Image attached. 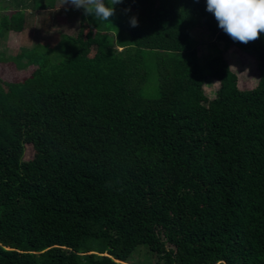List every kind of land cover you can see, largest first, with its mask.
Listing matches in <instances>:
<instances>
[{
  "label": "trees",
  "instance_id": "16d2710c",
  "mask_svg": "<svg viewBox=\"0 0 264 264\" xmlns=\"http://www.w3.org/2000/svg\"><path fill=\"white\" fill-rule=\"evenodd\" d=\"M56 2L17 0L0 38ZM198 27L223 43L205 65ZM233 46L256 60L250 88ZM14 59L27 75L0 76V264H128L141 244L156 264H264V33L233 41L206 0H123Z\"/></svg>",
  "mask_w": 264,
  "mask_h": 264
},
{
  "label": "rangeland",
  "instance_id": "374dc122",
  "mask_svg": "<svg viewBox=\"0 0 264 264\" xmlns=\"http://www.w3.org/2000/svg\"><path fill=\"white\" fill-rule=\"evenodd\" d=\"M5 4H8V9L16 6L15 0H7V2L0 0V16L4 14L1 8ZM62 5L63 0H57L55 9L42 11L38 19L29 22L28 30H30H26V34L11 31L0 38V76L2 78L8 81H16L27 75L24 74V71L17 69L14 59L16 51L20 48L32 47L36 44L56 46L63 35L78 34L82 9H76L71 4ZM32 23L35 27L31 25ZM27 33L29 34L27 35ZM193 36L198 48L200 62L203 65H205L208 55L213 53L215 45L223 47V43L216 42L205 27L195 28ZM225 57L240 77L242 87L254 86L258 81V69L254 57L234 46L225 53ZM3 58L5 59L2 61ZM147 67V80L142 85L141 92L146 96H155L158 93V83L154 62L152 60L147 61ZM219 86V81L209 75L204 90L210 99L216 96ZM34 153L33 145L26 144L24 159L32 158ZM158 260L159 256L156 253L152 252L147 245L141 244L137 246L128 264H156Z\"/></svg>",
  "mask_w": 264,
  "mask_h": 264
},
{
  "label": "clouds",
  "instance_id": "9594fccd",
  "mask_svg": "<svg viewBox=\"0 0 264 264\" xmlns=\"http://www.w3.org/2000/svg\"><path fill=\"white\" fill-rule=\"evenodd\" d=\"M121 3L123 0H108L107 3L105 0H63V5L71 4L83 9L86 15L109 22L115 15L116 5ZM206 10L233 41L247 44L264 33V0H206ZM130 26H138L137 17L130 18Z\"/></svg>",
  "mask_w": 264,
  "mask_h": 264
},
{
  "label": "crops",
  "instance_id": "0c3cea01",
  "mask_svg": "<svg viewBox=\"0 0 264 264\" xmlns=\"http://www.w3.org/2000/svg\"><path fill=\"white\" fill-rule=\"evenodd\" d=\"M17 1V0H16ZM16 1H15V5H16ZM9 2V1H8ZM56 7V6H55ZM55 7L53 8V9H55ZM14 9V8H13ZM52 9V10H53ZM52 10H48V11H52ZM3 12L2 13H4V14H9L10 12H11V8L10 9H5V10H2ZM43 11H46V10H43ZM42 11H40V10H37V11H32V9H27L26 10V14L29 16L30 14H33L32 16H31V18L29 19V21H28V24H29V22L31 21V20H33V19H38L39 18V14L41 13ZM49 17V16H48ZM52 21V20H51ZM31 25H33V23L31 24ZM34 26V25H33ZM30 27V25H28L27 26V28L25 27L24 29H23V33H25L26 34V30H28V28ZM35 27V26H34ZM30 30V29H29ZM28 30V31H29ZM11 32V31H10ZM22 32H20V33H22ZM31 32V31H30ZM29 33H27V35H28ZM7 35V34H6Z\"/></svg>",
  "mask_w": 264,
  "mask_h": 264
},
{
  "label": "water",
  "instance_id": "95a60500",
  "mask_svg": "<svg viewBox=\"0 0 264 264\" xmlns=\"http://www.w3.org/2000/svg\"><path fill=\"white\" fill-rule=\"evenodd\" d=\"M220 31H223V30L220 29Z\"/></svg>",
  "mask_w": 264,
  "mask_h": 264
}]
</instances>
